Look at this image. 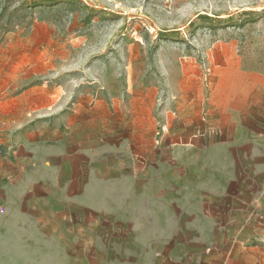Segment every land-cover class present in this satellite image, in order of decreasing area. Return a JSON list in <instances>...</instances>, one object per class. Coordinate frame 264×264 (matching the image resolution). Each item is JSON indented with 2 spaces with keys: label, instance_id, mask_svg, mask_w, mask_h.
<instances>
[{
  "label": "crops",
  "instance_id": "obj_1",
  "mask_svg": "<svg viewBox=\"0 0 264 264\" xmlns=\"http://www.w3.org/2000/svg\"><path fill=\"white\" fill-rule=\"evenodd\" d=\"M171 78L0 101V264H264V70Z\"/></svg>",
  "mask_w": 264,
  "mask_h": 264
},
{
  "label": "rangeland",
  "instance_id": "obj_2",
  "mask_svg": "<svg viewBox=\"0 0 264 264\" xmlns=\"http://www.w3.org/2000/svg\"><path fill=\"white\" fill-rule=\"evenodd\" d=\"M231 63L264 70V0H0V101L161 100L173 75L206 91Z\"/></svg>",
  "mask_w": 264,
  "mask_h": 264
}]
</instances>
